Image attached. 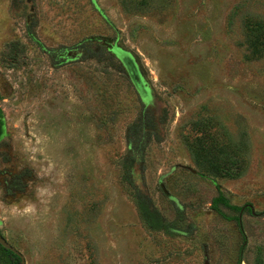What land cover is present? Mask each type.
<instances>
[{"label":"rangeland","instance_id":"obj_1","mask_svg":"<svg viewBox=\"0 0 264 264\" xmlns=\"http://www.w3.org/2000/svg\"><path fill=\"white\" fill-rule=\"evenodd\" d=\"M262 35L264 0H0V232L25 264H264Z\"/></svg>","mask_w":264,"mask_h":264},{"label":"trees","instance_id":"obj_2","mask_svg":"<svg viewBox=\"0 0 264 264\" xmlns=\"http://www.w3.org/2000/svg\"><path fill=\"white\" fill-rule=\"evenodd\" d=\"M259 42H263L264 43V35H262V40L258 39ZM127 64L133 68V63L131 61L127 62ZM2 110L0 108V124L3 123L2 120ZM0 135H1V129H0ZM198 141V145L197 148L195 150V154L199 157V156H206L208 158V165H207V169L209 170H213L215 172H217L218 174L220 173H231V171L233 170L232 167L234 165L233 162H235V159H233L234 157L232 156L231 153L227 152L226 150L222 149L221 147L219 148H214V146H212L211 143V148H209L208 146L205 145L204 142V137L199 136L197 138ZM222 205L226 208H230V209H235L238 211H241L242 208L244 207L245 209L249 210V212L251 211V207L249 204L247 205H242V206H236L233 205L229 202V199L220 191L218 190L217 195L214 196L211 200V204L210 207L215 210L216 212H218L219 214H221L223 217L229 218L228 216H226L224 213L221 212V210L219 209V206ZM142 206V204L140 205V207ZM142 210H143V214L146 217V219L150 220L151 222H148L149 226H156L159 223V219L158 217L154 216L148 209L146 206H142ZM234 219L237 221V224H240V220L238 217H234ZM0 249L3 251V253L6 255V264H14L19 262V257L14 254L13 252H11L10 250L0 246ZM237 264H240V257H238L237 260Z\"/></svg>","mask_w":264,"mask_h":264},{"label":"water","instance_id":"obj_3","mask_svg":"<svg viewBox=\"0 0 264 264\" xmlns=\"http://www.w3.org/2000/svg\"><path fill=\"white\" fill-rule=\"evenodd\" d=\"M250 209H251V213H253V209L252 208ZM0 246L10 250L11 252H13L19 257V262L14 263V264H25L24 256L22 255V253L19 250H17L12 244H10L6 240V238L1 234V232H0Z\"/></svg>","mask_w":264,"mask_h":264},{"label":"clouds","instance_id":"obj_4","mask_svg":"<svg viewBox=\"0 0 264 264\" xmlns=\"http://www.w3.org/2000/svg\"><path fill=\"white\" fill-rule=\"evenodd\" d=\"M43 191H45L44 189H37L38 193H42ZM34 210V206L32 205H26L23 209H20L16 204L11 205L9 208L5 209V211L10 212L11 215L15 216L18 214H27L31 211Z\"/></svg>","mask_w":264,"mask_h":264},{"label":"flooded vegetation","instance_id":"obj_5","mask_svg":"<svg viewBox=\"0 0 264 264\" xmlns=\"http://www.w3.org/2000/svg\"><path fill=\"white\" fill-rule=\"evenodd\" d=\"M2 133V132H1Z\"/></svg>","mask_w":264,"mask_h":264}]
</instances>
